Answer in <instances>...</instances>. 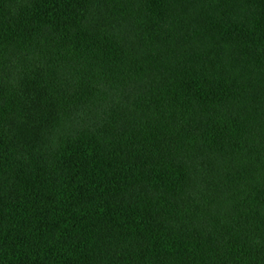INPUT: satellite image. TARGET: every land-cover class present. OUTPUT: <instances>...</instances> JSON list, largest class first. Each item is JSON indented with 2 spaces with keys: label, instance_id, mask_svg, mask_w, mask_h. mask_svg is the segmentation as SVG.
<instances>
[{
  "label": "trees",
  "instance_id": "trees-1",
  "mask_svg": "<svg viewBox=\"0 0 264 264\" xmlns=\"http://www.w3.org/2000/svg\"><path fill=\"white\" fill-rule=\"evenodd\" d=\"M0 264H264V0H0Z\"/></svg>",
  "mask_w": 264,
  "mask_h": 264
}]
</instances>
